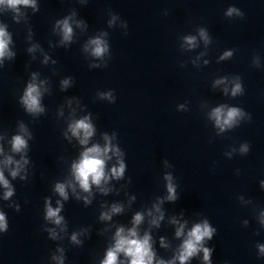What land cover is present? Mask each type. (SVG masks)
<instances>
[{
  "label": "clouds",
  "instance_id": "clouds-1",
  "mask_svg": "<svg viewBox=\"0 0 264 264\" xmlns=\"http://www.w3.org/2000/svg\"><path fill=\"white\" fill-rule=\"evenodd\" d=\"M81 3H86L87 0H80ZM0 8L4 10H10L13 13L12 19L19 23L21 17L26 18V13L21 12V8H32L33 11H38L36 0H0ZM233 14L237 16H243V13L235 7L228 8L225 13L226 16L231 17ZM76 13L73 12L71 15L64 17L63 19L57 20L55 27L59 29L61 34L60 43L67 45L73 40L74 29L73 24L77 28L86 29L87 25L83 20H75ZM117 17L112 16L109 21V26L115 22ZM123 27L127 28V23L123 24ZM126 34V33H125ZM108 34L106 32L100 33L99 35L89 38L84 45V51L89 52L94 58H103L106 53L109 52V44L104 39ZM198 35L202 39L205 45H208L210 41L209 34L205 28L198 29ZM184 45L187 46L189 50L197 47V37L193 35H188L183 38ZM12 43V36L7 30V25L0 22V65L3 64L5 58L12 59L15 53L9 49V45ZM38 45H33L28 49L29 52H34ZM203 55V53H201ZM233 55L232 51H225L220 60H225ZM199 57H197L198 59ZM48 56L45 55L44 63L48 62ZM56 63V61H52ZM208 61H205L207 64ZM195 64V61H193ZM107 66L106 64L104 65ZM183 67V65H181ZM89 67H100L99 64H92ZM37 81V73H33L31 81L27 83V86L20 97V104L24 107L25 111L32 115H39L45 111L44 107L41 105L42 97V85L45 81ZM227 77H222L215 80L213 87L225 84ZM72 83V77L65 78L61 81V89H67ZM43 91H48L44 88ZM225 95L229 94V89L225 87L223 89ZM244 93V88L240 82V77H236L233 81V87L231 88V96L236 97L237 95H242ZM102 99H107L111 103H115L116 99L113 95V90L108 92L98 93ZM71 100L68 102L71 104ZM179 109H184V105H179ZM62 114V113H61ZM247 114L240 107H229L226 104H220L219 106L213 108L208 114V118L214 121L215 127L219 129V132H224L226 130L233 129L238 126L240 121L244 119ZM251 116L248 115V120ZM95 128L91 122L90 116L85 115L80 119H72L68 124L67 132L65 137L69 140L71 138H76L79 145L82 147V151L79 154V158L71 163L70 175L72 179L66 182H57L54 185V192L61 197V200L56 201V207L51 204L50 198L45 199V216L44 219L51 222L56 226L61 227V231L66 230V224L64 217L60 214L64 204L62 201H67L69 199L68 189H71L72 193L76 196L78 200L82 199L85 205L91 203L92 187L96 188L107 195L112 189L107 187L111 179H122L125 174L126 164L123 159L124 153L121 149L112 143L113 137H109L107 134L103 136L104 145L92 144L89 146L91 138L95 134ZM68 133L71 136H68ZM28 137L31 138V133L28 128L20 123L19 134L13 135L10 140L11 152L21 154L20 159L16 160L12 155H5L3 161H0V186H2L5 191L3 198L5 200L10 199L15 190L10 184L9 180L4 175V169L9 168V175L15 179L22 171L25 170V166L29 163L26 150L28 149ZM2 139V137H0ZM235 151V149H233ZM249 152V144H242L240 147L241 154H247ZM4 153V149L0 146V154ZM111 153V155H110ZM231 155L230 153L228 154ZM113 157L116 158V164L113 165L110 170L106 171V163ZM167 164V161H165ZM13 166V167H10ZM21 179H26V176H21ZM165 181L167 182V196L163 199L157 198L158 202L153 204L152 209L147 211V216L151 219L149 220L150 225L154 227H159L160 222L164 219V212L162 211L161 205L164 200L175 201L178 199V194L176 191V185L173 183V177L170 173L165 174ZM76 185L83 193H87L85 196H81L77 192ZM261 187L264 188V181H261ZM134 199V197H133ZM17 211H19V206H16ZM124 211L122 204H112L111 207L101 212L100 219L102 221H110L114 215L121 214ZM155 213V214H154ZM145 220V213L136 212L132 217L130 228L125 229L124 226H119L116 228L113 240L114 243L107 248L104 259L100 261V264H188V262L198 253L203 252L204 264H211V254L213 249L205 247L204 243L206 240H211L214 233L217 231L213 228L209 221L205 219L201 223L194 224L189 231L185 234V224L180 223L177 219L173 218L171 220L172 224L178 225L175 231V236L177 238L184 237L182 243L179 245L174 256L170 260L157 259L156 252L153 249L152 236L149 232L145 231L143 236L139 235V226ZM245 223H247L245 221ZM261 223L264 224V213H261ZM7 221L5 214L0 212V231H7ZM50 235V238L55 240L58 236L55 228L46 229ZM87 231V230H85ZM80 233H73L71 236V241L75 244H80L81 241L78 239ZM161 247H167L163 237L160 238ZM259 252L264 254V244L257 245ZM61 252L60 256H53V259L57 261V264H64L63 249H58ZM123 255L125 260H121L120 257Z\"/></svg>",
  "mask_w": 264,
  "mask_h": 264
}]
</instances>
